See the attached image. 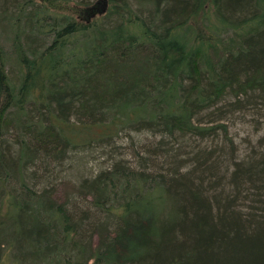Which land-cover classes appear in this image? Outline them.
Here are the masks:
<instances>
[{
    "label": "trees",
    "instance_id": "trees-1",
    "mask_svg": "<svg viewBox=\"0 0 264 264\" xmlns=\"http://www.w3.org/2000/svg\"><path fill=\"white\" fill-rule=\"evenodd\" d=\"M237 110L264 117V0H0V264H264Z\"/></svg>",
    "mask_w": 264,
    "mask_h": 264
},
{
    "label": "rangeland",
    "instance_id": "rangeland-1",
    "mask_svg": "<svg viewBox=\"0 0 264 264\" xmlns=\"http://www.w3.org/2000/svg\"><path fill=\"white\" fill-rule=\"evenodd\" d=\"M66 1L69 4L70 3L72 4V2L77 3L86 0H66ZM225 123L227 125L228 135L232 140L231 154L233 153L232 155L234 157L240 158L244 154H246L249 151V149L257 148L255 146L256 140L264 133V117H261L260 115H252L242 110H237L232 114H230V118L227 117ZM127 137H130L131 142H133L134 144H138L140 141L142 142V139H144L145 135L131 134ZM182 140L185 144H192L191 142H194L193 139H188V137H185ZM131 142L129 141L128 138H124V137L116 139L114 143L115 147L110 148L112 151L111 154L119 153L120 157L129 159L130 154L127 153L131 152V147H132ZM199 145L201 144L199 143ZM97 155H99L97 153V150H94V152H91L88 155L83 156L82 169L84 173H88L90 170L96 169L97 166H102L105 163L103 162L105 156H97ZM226 162L227 159L225 158V161L223 162L224 165L226 164ZM65 165H66L64 168L65 172L63 175H61L62 177H60L58 180L59 185L56 188V192L54 195L55 198L58 200H62L63 195L70 191L72 185V182H70V180L73 179L74 169H72L70 165H67L66 163ZM68 178H70V180Z\"/></svg>",
    "mask_w": 264,
    "mask_h": 264
}]
</instances>
